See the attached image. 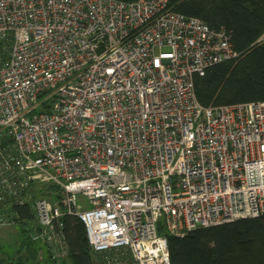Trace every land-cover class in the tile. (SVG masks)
I'll use <instances>...</instances> for the list:
<instances>
[{"label":"built area","instance_id":"built-area-1","mask_svg":"<svg viewBox=\"0 0 264 264\" xmlns=\"http://www.w3.org/2000/svg\"><path fill=\"white\" fill-rule=\"evenodd\" d=\"M237 55L168 0H0V228L59 262L74 216L94 264H171L158 226L263 215L264 100L195 93Z\"/></svg>","mask_w":264,"mask_h":264},{"label":"trees","instance_id":"trees-1","mask_svg":"<svg viewBox=\"0 0 264 264\" xmlns=\"http://www.w3.org/2000/svg\"><path fill=\"white\" fill-rule=\"evenodd\" d=\"M133 1V0H123ZM172 10L200 18L213 29L224 28L238 55L210 66L194 76L195 93L205 106L264 100V0H168ZM53 190L52 185L46 186ZM51 195L54 198L56 195ZM21 217L31 218L28 206H16ZM65 237L73 264H94L84 226L74 216H65ZM26 234L15 254L0 255V264H43L47 250ZM171 264H264V214L239 218L207 227H196L183 236L163 231ZM38 248L43 257L38 258ZM46 251V252H45ZM48 253V252H47ZM54 264H61L51 259Z\"/></svg>","mask_w":264,"mask_h":264},{"label":"rangeland","instance_id":"rangeland-1","mask_svg":"<svg viewBox=\"0 0 264 264\" xmlns=\"http://www.w3.org/2000/svg\"><path fill=\"white\" fill-rule=\"evenodd\" d=\"M43 193V188H42ZM52 195H55L56 193H51ZM51 196V195H50ZM18 229H20L17 225L11 226V227H2L0 228V255L4 256L5 254L12 255L15 254L18 243L26 241V234L21 232L18 234ZM37 243L31 242V245H36ZM46 252V251H45ZM46 255L48 253L46 252ZM44 255L43 264H54L52 262H49L47 259V256ZM43 257V249L38 248V258L41 259ZM61 264H73V262L70 259L64 258L61 262Z\"/></svg>","mask_w":264,"mask_h":264}]
</instances>
